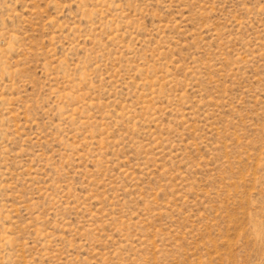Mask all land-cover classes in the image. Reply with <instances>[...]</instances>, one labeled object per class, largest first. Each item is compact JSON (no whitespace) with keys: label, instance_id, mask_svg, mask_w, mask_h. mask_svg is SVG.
I'll return each mask as SVG.
<instances>
[{"label":"rangeland","instance_id":"374dc122","mask_svg":"<svg viewBox=\"0 0 264 264\" xmlns=\"http://www.w3.org/2000/svg\"><path fill=\"white\" fill-rule=\"evenodd\" d=\"M0 264H264V0H0Z\"/></svg>","mask_w":264,"mask_h":264}]
</instances>
